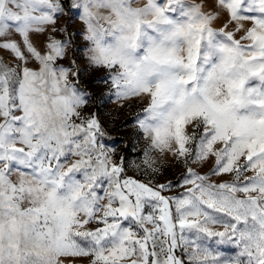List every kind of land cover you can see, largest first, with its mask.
I'll return each instance as SVG.
<instances>
[{
	"label": "snow or ice",
	"instance_id": "1",
	"mask_svg": "<svg viewBox=\"0 0 264 264\" xmlns=\"http://www.w3.org/2000/svg\"><path fill=\"white\" fill-rule=\"evenodd\" d=\"M203 7L0 0V264H264V0ZM81 48L104 96L141 102L137 169L170 154L183 191L127 175L87 111Z\"/></svg>",
	"mask_w": 264,
	"mask_h": 264
},
{
	"label": "rangeland",
	"instance_id": "2",
	"mask_svg": "<svg viewBox=\"0 0 264 264\" xmlns=\"http://www.w3.org/2000/svg\"><path fill=\"white\" fill-rule=\"evenodd\" d=\"M197 4H203V11H219L216 8V0H190ZM226 20V14L213 21L214 28H220L223 26ZM68 22V16L60 17L58 20L59 25L64 26ZM81 26V22L74 15L71 20V29H75ZM33 41L37 44L38 48L45 46V38L39 35H34ZM81 39V43H84ZM0 53V56H3ZM77 65L85 70L81 74V86L91 94V100L87 106V111L94 112L98 115L99 119L104 125V129L107 133L105 139L111 143H114L117 154L119 156L127 157L128 167L126 169L128 176H134L141 180H146L155 184H167L169 181L173 182V188L165 190L164 195L173 196L183 191L182 188L177 187L176 183L178 178L186 171L181 162L175 161L171 158L170 154H160L159 159L153 155L155 161L154 166L158 167V172L155 177L149 175H143V167L137 169L136 165H142L144 155L142 149L145 147V140L142 135H137V129L134 125V116L141 108V102H135L130 106L120 107L121 102L116 101L114 98L109 100L104 93L108 92V87L102 83L95 82V79L104 75L102 70H93L90 67H86V60L84 59V49L81 48L77 54ZM60 63L67 64V60H61ZM196 171L200 174L207 172L210 165L195 166ZM215 179V178H213ZM224 179H229L225 176ZM229 254H234L236 249H227Z\"/></svg>",
	"mask_w": 264,
	"mask_h": 264
}]
</instances>
